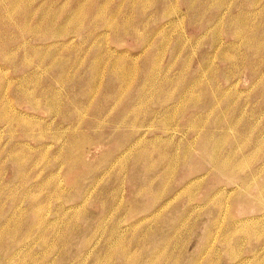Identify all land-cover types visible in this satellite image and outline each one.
Instances as JSON below:
<instances>
[{"label": "rangeland", "instance_id": "1", "mask_svg": "<svg viewBox=\"0 0 264 264\" xmlns=\"http://www.w3.org/2000/svg\"><path fill=\"white\" fill-rule=\"evenodd\" d=\"M0 264H264V0H0Z\"/></svg>", "mask_w": 264, "mask_h": 264}, {"label": "bare ground", "instance_id": "2", "mask_svg": "<svg viewBox=\"0 0 264 264\" xmlns=\"http://www.w3.org/2000/svg\"><path fill=\"white\" fill-rule=\"evenodd\" d=\"M243 261H244V259H243ZM246 262V261H245Z\"/></svg>", "mask_w": 264, "mask_h": 264}]
</instances>
